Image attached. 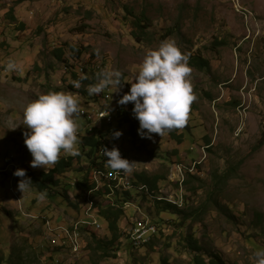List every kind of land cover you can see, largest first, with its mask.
<instances>
[{"label":"rangeland","instance_id":"obj_1","mask_svg":"<svg viewBox=\"0 0 264 264\" xmlns=\"http://www.w3.org/2000/svg\"><path fill=\"white\" fill-rule=\"evenodd\" d=\"M138 20L142 28L137 27ZM173 26H179L180 32H174ZM166 40H174L188 58L199 55L208 62L201 68L188 63L196 99L179 145L168 132L141 138L133 104H117L129 91V82L147 51ZM58 47L63 49L64 62L53 54ZM77 50L80 56L72 57ZM9 59L18 62L20 70H8ZM83 63L97 64V71L102 67L122 73L123 87L118 92L109 87L110 98L107 93L108 99H102V108L110 104L116 110L112 120L104 118L112 122L104 123V128L120 130L122 135L112 139L110 132L105 141L117 147L121 156L135 161L134 174L157 177L158 193L153 196L135 189L126 174L114 170L120 184L131 188V197L124 204L125 217L119 221L124 233L116 258L99 260L86 250L78 256L73 248L67 253L56 250L59 245L51 248L46 241L50 227L76 218L77 211L62 193L67 192L72 202L76 191L70 182L81 178L87 169L86 156L73 162L62 184L51 193L45 191L43 200L38 199L35 189L22 193L18 183L16 188H8L5 175L0 174L5 184L0 187V264L22 242L43 252L33 264H46L49 254L57 256L61 264H164V259L167 264H190L189 233L227 264H256V253L264 251V0H0V165H6L13 155L14 169H25L23 161L32 167V156L24 143L28 131L23 124L24 109L50 91L81 98L78 90L84 87L83 81L79 88L68 85L79 75L87 76V72H80ZM88 102L84 98L80 109ZM125 116L135 126L134 137L129 132L130 123L122 122ZM76 123L77 132L87 128L84 118ZM91 128L98 130L99 126ZM237 162L236 174L219 192L212 190L214 175ZM104 166L102 172L108 170ZM186 173L198 178H188V186L196 188V193L183 185ZM144 186L139 188L146 189ZM92 192L85 193V201L97 216L93 202H111L107 196ZM157 196L186 210L206 201L210 208L200 222H194V217L183 220L177 213L158 212ZM213 198L220 208H215ZM82 204L83 198L79 208ZM147 217L159 223L156 234L161 233L150 240L151 244L131 249L125 228L135 219ZM84 227L78 226L82 249L89 240L82 232ZM45 234L46 243L42 241ZM98 235H106L105 230ZM63 238L74 239L71 225H63ZM45 244L49 248H44Z\"/></svg>","mask_w":264,"mask_h":264},{"label":"clouds","instance_id":"obj_2","mask_svg":"<svg viewBox=\"0 0 264 264\" xmlns=\"http://www.w3.org/2000/svg\"><path fill=\"white\" fill-rule=\"evenodd\" d=\"M6 68L18 71L20 65L15 60L9 59ZM102 70L101 67L97 83L87 88L90 96L100 94L107 87H113L114 92H118L123 87L124 81L119 70ZM191 71L187 55L182 53L174 40L162 41L158 48L147 51L138 73L132 81H127L131 84L129 91L117 101L119 105L133 104L132 113L139 121L137 131L141 138L151 139L153 133L161 137L165 132L186 125L191 104L196 99L190 80ZM72 84L75 88L80 87L79 80H74ZM88 94H82L81 98L77 96L82 100L79 102L70 93L50 91L39 95L25 107L23 124L28 131L24 133V143L32 156L30 161L32 167H42L46 170L47 166L54 165L60 159L62 151L71 156L80 154L79 136L96 131H81L83 130L81 128L77 134L76 119L81 115L80 106L83 105L84 98ZM106 128L103 124L101 130ZM121 135L122 131L116 130L112 132L111 138L117 139ZM103 153L107 166L112 170L123 171L126 175L134 171L135 161L122 158L117 147L113 146L111 150L104 147ZM11 157L12 160L6 162V165H0V174L5 175L8 188H16L18 183V188L22 193L26 190L31 191L34 185L31 178L26 176L24 169H14L15 166L17 167L14 162L15 156ZM25 162H28L27 159ZM9 166H12V169ZM19 177L22 179L19 180ZM0 181L2 186L5 185L3 180L0 179ZM72 181L70 184L77 192V180ZM76 192L72 194L74 196L72 201H75ZM99 196L103 197V195ZM44 198L45 193L39 192L38 199L43 200ZM256 257V264H264V251H258Z\"/></svg>","mask_w":264,"mask_h":264},{"label":"trees","instance_id":"obj_3","mask_svg":"<svg viewBox=\"0 0 264 264\" xmlns=\"http://www.w3.org/2000/svg\"><path fill=\"white\" fill-rule=\"evenodd\" d=\"M11 18H13L11 16ZM139 23H136L137 27L142 28L143 24H140L141 20H138ZM174 32L179 33L180 28L179 26H173ZM135 36L138 38L140 34L137 32ZM81 51L77 50L75 53L72 52V57L76 58L80 56ZM53 54L61 59L63 55V49L58 47L54 49ZM63 58V57H62ZM89 59V58H88ZM67 59L63 58V62ZM89 62V60L87 61ZM67 63V62H66ZM188 63L191 66L195 67H206L208 65V62L203 57H200L199 55H192L188 58ZM85 63H83L84 72H87V76L79 75L76 80H79L82 82V87L80 90L81 94L87 95L88 91L87 88L91 85H94L97 83V77L98 73H95L91 68H89L90 63L86 66H84ZM66 65L65 69L68 70V67H71ZM104 70V69H103ZM102 70V71H103ZM77 72V71H75ZM76 74V73H75ZM83 78V79H81ZM69 88L73 89V84L68 85ZM100 95H94L90 98H97L101 96ZM129 122L127 117L125 116L122 119V122ZM187 125V123H186ZM181 128V132H178V129H173L171 131H168V135L170 138L176 143L181 144L183 142L184 138V132L185 127ZM112 129L106 128V129H98L94 131L93 133L89 134H83L80 135V144H79V150L80 154L78 156H71V155H65L61 154L60 159L54 164L47 166L46 170L36 171L32 167L26 165L24 161L22 162L23 168H25L26 176L30 177L33 182L32 189H35L38 192H45L49 191L51 193V189L57 186H60L62 184L61 180H64L66 177V172L68 169H70L73 165V162H76L81 160L82 157L86 156L88 161V167L85 169L81 176V178L77 179L76 181V188L77 192L75 194V201L71 202V199H69L67 192L63 191L62 195L66 197L72 205V208L78 210L79 205L81 203V200L83 198V204L86 205L85 201V193L91 192L97 193L100 195L107 196L108 201H111V203H105L102 204L100 202H93L92 206L96 209L97 212V218L101 222L103 229L105 230L104 236L100 237L98 235V231L96 229H91L90 227H85L82 229V232H85L87 235L86 246L85 250L90 253L91 256H96L99 260L109 259V258H116L117 251L119 250V244L120 239L123 236V231L119 227V221L125 217V201L128 202L129 198L131 197L130 189L124 186L121 187H115V190L113 191V185H107L105 183V180H110V176L102 172L104 165L106 164V157L103 153V148L107 147L109 150H111L112 146H110L109 143L105 141V137L107 135L112 134ZM130 135L135 136V126L134 124L130 123ZM208 142V140H207ZM122 158H124L122 156ZM20 163V161H19ZM239 162L235 163L234 165L228 166L221 174H215L214 175V183L213 188L215 192H219L223 186L227 183L229 178H231L234 174H236L237 169L239 168ZM38 172V173H37ZM121 172V171H120ZM187 174V179H185L182 183L185 186L186 189H191L194 193H196V188L193 186H188L189 181L188 178H195L194 175ZM134 180L133 185H135V189H139L141 192L145 191L148 193H152L153 196H155L156 193H158V187L157 182L158 178H148L147 176L140 175V174H134ZM19 180L22 179L21 177L18 178ZM132 180V179H131ZM177 182V181H176ZM64 183V181H63ZM178 183V182H177ZM145 184L146 189H140L139 187ZM179 185V184H178ZM198 188V187H197ZM134 189V190H135ZM179 189V186H178ZM211 191V194H214L215 192ZM111 196V197H110ZM161 196H157L155 198V205L158 210V212H169L171 214H176L181 217H183V220L189 219L194 217V222H200V218L206 213V211L210 208L209 202H205L204 204H199L196 207H191L189 209H182V207H178L176 203H171L169 201L160 199ZM212 198V197H211ZM184 199V198H183ZM187 200V198H186ZM88 202V201H87ZM183 203H185V199L183 200ZM213 205L216 209L220 208L218 206V201H216L213 198ZM79 211V210H78ZM45 221V218L43 219ZM153 221V220H152ZM170 222H174V220L171 218L169 219ZM184 222H181V226ZM165 224V223H164ZM159 227L157 228L158 232ZM186 241H187V251L190 254L191 263L190 264H227L221 256L217 254V252L213 250L206 249L203 245L199 243V239L194 237L193 234L189 233L186 235ZM48 242V241H47ZM46 243V241H44ZM49 243V242H48ZM152 241H149L146 244H151ZM38 244V243H37ZM144 244V245H146ZM36 245V244H35ZM143 246V245H142ZM49 247H51L49 243ZM46 244L44 248H49ZM131 248V246H130ZM59 250L60 248H56V250ZM66 253L69 251V248H66ZM43 252L37 251L36 247L33 245H28L27 242H22L20 245L15 246L11 249L8 258H6L3 262V264H30V263H37L39 262V255H41ZM0 261H3V258L0 257ZM164 264L166 263V260H163ZM50 264H56V262H48Z\"/></svg>","mask_w":264,"mask_h":264},{"label":"built area","instance_id":"obj_4","mask_svg":"<svg viewBox=\"0 0 264 264\" xmlns=\"http://www.w3.org/2000/svg\"><path fill=\"white\" fill-rule=\"evenodd\" d=\"M97 66L98 65L96 64V66L94 67H97ZM104 90L107 93H109V98H110L109 88L107 87ZM114 111L116 110L111 108L110 104H109V108H102V99L90 98V101L87 103V106L85 108H82V110H80L81 115L78 116L77 118H84L87 121L88 124H87V128L85 129V131L89 132V127L91 126H99V129H102L104 123L111 124L112 122L104 121V114L106 112H114ZM104 172L110 173V180H105V183H107V185H113V191L115 190V187L126 186V185L120 184V178L116 176V173L114 172V170H109V167H108V170ZM133 177H134V173L132 172L131 179H133ZM142 185H145V184H142ZM181 199H182V204H183V200H184L183 194H182ZM78 210H80V212ZM78 210H76L77 214H76V218L74 221H64L61 223L58 222L55 228L50 227L49 239L46 240L52 246L55 244L59 245L57 247L60 249L66 250V248H73L74 256H78L81 252H83L86 246L85 244L84 249H82L83 248L82 243H78V226H85V229H87V227H90L91 229H96V230H100L102 228L101 223L97 219V216L94 214V210H90V205L82 204V207H80ZM47 220H50V219H47ZM50 223H52L51 220H50ZM63 225H71L72 230L74 232V239H64L63 238ZM158 227H160L159 224L152 221V219H150L149 217L135 219L133 222L129 223V226L127 228H125L126 234L128 236V244L132 247L133 240H143L146 237L152 236V233ZM46 234L43 237V240H42L43 242L46 238ZM52 234L57 235L58 237L51 238ZM56 257H53L51 256V254H49L46 264H48V262H56V264H61L59 262L58 257L57 258Z\"/></svg>","mask_w":264,"mask_h":264},{"label":"bare ground","instance_id":"obj_5","mask_svg":"<svg viewBox=\"0 0 264 264\" xmlns=\"http://www.w3.org/2000/svg\"><path fill=\"white\" fill-rule=\"evenodd\" d=\"M85 66V65H84ZM94 66H96V65H91L90 64V68L95 72V73H98L99 71H97V69L94 67ZM84 68L85 67H83V65H82V67L80 68V72H81V74H83L84 73ZM91 96H94V95H91ZM89 94H88V96H87V102L90 100V97H91ZM99 99H103V100H105V99H108V95H107V92L106 91H102V94H101V96L99 97ZM104 107V106H103ZM80 110H82V109H80ZM108 114V115H107ZM104 118H107L109 121L110 120H112L113 119V114H112V112H106L105 114H104ZM92 131V128L90 127L89 128V132H91ZM122 172V174L124 173L123 171H121ZM125 174V173H124ZM133 180L134 179H132L131 180V175L130 174H128L127 175V182L131 185V182H133ZM129 187V186H128ZM143 187V186H142ZM145 187V186H144ZM92 196V195H91ZM111 197V196H110ZM162 198H164V197H162ZM161 198V199H162ZM164 200V199H163ZM156 232H157V229L152 233V236H150V237H146V238H144L143 240H133L132 241V246H133V248H135V247H139V246H141V245H144V244H146L153 236H155V234H156ZM158 233V232H157ZM157 235V234H156ZM65 239V238H64Z\"/></svg>","mask_w":264,"mask_h":264},{"label":"crops","instance_id":"obj_6","mask_svg":"<svg viewBox=\"0 0 264 264\" xmlns=\"http://www.w3.org/2000/svg\"><path fill=\"white\" fill-rule=\"evenodd\" d=\"M0 187H2V182L0 181Z\"/></svg>","mask_w":264,"mask_h":264}]
</instances>
